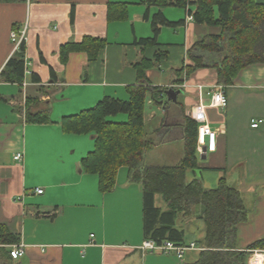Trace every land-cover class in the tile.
Here are the masks:
<instances>
[{
  "label": "crops",
  "instance_id": "0c3cea01",
  "mask_svg": "<svg viewBox=\"0 0 264 264\" xmlns=\"http://www.w3.org/2000/svg\"><path fill=\"white\" fill-rule=\"evenodd\" d=\"M110 3H128L121 19L107 16ZM146 9L131 0L0 3V72L13 54L10 31L24 23L25 59L31 72L24 87L0 82V225L19 235L25 247L19 264H192L197 260L201 249L196 244L204 240L206 231L200 205L187 214L178 213L173 224L185 246H196L182 261L141 252L138 247L145 240L141 183L131 182L128 169L120 167L113 189L100 193L97 176L81 168V160L93 150L95 135L65 134L60 127L62 118L93 108L105 97L126 101L127 87L136 83L134 66L142 59L154 62L156 54L162 57L145 75L165 92L157 102L146 103L142 165L171 167L182 162L185 118L191 107L201 103L216 133V148L201 154L196 138V168L186 171L185 182L196 179L203 190H210L224 181L241 194L247 221L237 226L236 249L248 252L247 264L258 258L264 264V65L245 68L229 86L218 84L210 63L219 62L221 55L193 46L219 30L188 21L183 9ZM146 11L149 18L161 11L167 21L182 23L175 28L159 25L158 45L142 48L136 42L153 36L150 19L143 18ZM85 37L105 42L97 59L90 62L87 54L72 52L61 62V46ZM189 53L202 58V67L180 85L173 71L193 65ZM33 74L37 81H32ZM219 86L227 99L224 109L209 105L210 94ZM26 99L31 100V113L48 114V123L25 122L20 112ZM257 120L263 124L252 128ZM16 154L22 155L20 163L13 160ZM154 206L169 209L159 194L154 195Z\"/></svg>",
  "mask_w": 264,
  "mask_h": 264
},
{
  "label": "trees",
  "instance_id": "16d2710c",
  "mask_svg": "<svg viewBox=\"0 0 264 264\" xmlns=\"http://www.w3.org/2000/svg\"><path fill=\"white\" fill-rule=\"evenodd\" d=\"M26 0H0V3H18ZM143 4L146 10L153 7L186 10V15L198 25L215 28L219 33L208 34L196 42L193 49L208 54H220L219 62H211L217 72V83L229 86L237 74L253 65H264V0H131ZM128 3H110L107 16L121 19ZM119 10V11H118ZM74 5L71 6L70 22L73 23ZM119 13V15H116ZM143 18L151 22L153 36L140 39L136 45L142 48L157 46L159 25L175 28L182 22H169L161 11L151 18L148 11ZM105 42L85 37L81 42L65 44L59 50L61 62L69 53L83 52L93 62L103 49ZM193 65H183L173 71L177 84H183L196 69L202 67V58L188 54ZM162 56L155 55L154 62L142 59L134 67L136 83L127 87L126 101L105 97L93 108L76 115L62 118L60 127L70 135L94 134V147L81 160V168L87 174L98 178L100 193L110 192L120 167L128 169L129 180L142 185L143 237L157 244L170 241L185 246L181 232L173 228L180 212L187 214L192 206L200 205V217L206 227L205 238L196 244L201 250L192 264H247L248 252L236 249V229L247 221V211L241 194L220 181L216 189L203 190L196 179L185 182L188 169H195L197 125L185 118L184 159L177 166L145 167L142 156L147 145L144 122L148 100L157 102L165 88L152 86L145 71L155 66ZM26 68L25 44L14 52L0 72V82L22 85ZM32 81H37L33 74ZM31 100L26 99L25 109L20 113L26 123L49 122L47 113H31ZM125 115L123 122L110 118ZM162 196L168 210L161 211L154 206V195ZM20 243V237L0 225V264H19L10 256V248ZM254 245L249 249H254Z\"/></svg>",
  "mask_w": 264,
  "mask_h": 264
},
{
  "label": "built area",
  "instance_id": "2783aa9c",
  "mask_svg": "<svg viewBox=\"0 0 264 264\" xmlns=\"http://www.w3.org/2000/svg\"><path fill=\"white\" fill-rule=\"evenodd\" d=\"M188 21H192L191 17L187 18ZM9 39L11 44L14 46V50L18 51L21 44H25L27 37L25 29H20L18 31H11L9 34ZM30 64L26 62V68L24 75H30L29 70ZM26 84L22 83L24 87ZM201 89L200 86H198ZM224 87L219 86L216 88L212 94H210V107L224 109L227 105V99L224 93ZM188 118L197 125V147L201 154L207 152H214L216 148V133L210 128L207 123L206 115L204 112V106L199 103L198 105L191 107L188 113ZM261 120L254 121L251 125L252 128H258L262 125ZM13 160L17 163L22 161V155L16 154ZM36 194H42V190H36ZM25 247L22 243L14 245L10 248V256L13 260H18L23 257L25 253ZM138 249L143 253H156L168 256H174L179 261H182L184 255L189 250H195V244H190L187 246H179L170 241H163L160 244L155 243L152 240H144Z\"/></svg>",
  "mask_w": 264,
  "mask_h": 264
},
{
  "label": "rangeland",
  "instance_id": "374dc122",
  "mask_svg": "<svg viewBox=\"0 0 264 264\" xmlns=\"http://www.w3.org/2000/svg\"><path fill=\"white\" fill-rule=\"evenodd\" d=\"M173 10H177L176 8H172ZM180 10V9H179ZM20 29H25V32H26V37H27V25L24 23V24H22L18 29L17 28H14V29H12L11 31H13V30H15V31H18V30H20ZM10 31V32H11ZM12 47H13V53L14 52H16V50H14L15 48H14V46L12 45ZM149 101V100H148ZM152 102V101H151ZM154 103V102H153ZM110 119H112L113 121H125L126 120V116L125 115H122V114H120V115H117V116H115V117H111Z\"/></svg>",
  "mask_w": 264,
  "mask_h": 264
},
{
  "label": "bare ground",
  "instance_id": "6f19581e",
  "mask_svg": "<svg viewBox=\"0 0 264 264\" xmlns=\"http://www.w3.org/2000/svg\"><path fill=\"white\" fill-rule=\"evenodd\" d=\"M258 259H259V261L256 260L254 264H261L260 258H258Z\"/></svg>",
  "mask_w": 264,
  "mask_h": 264
},
{
  "label": "water",
  "instance_id": "95a60500",
  "mask_svg": "<svg viewBox=\"0 0 264 264\" xmlns=\"http://www.w3.org/2000/svg\"><path fill=\"white\" fill-rule=\"evenodd\" d=\"M171 94H172L171 92H168V93H167V95H168L169 98H170Z\"/></svg>",
  "mask_w": 264,
  "mask_h": 264
}]
</instances>
